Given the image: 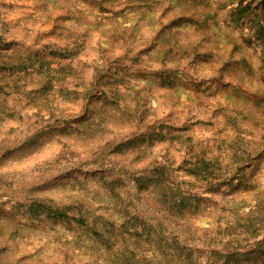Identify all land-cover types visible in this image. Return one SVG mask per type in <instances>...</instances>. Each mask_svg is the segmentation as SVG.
I'll list each match as a JSON object with an SVG mask.
<instances>
[{
	"label": "rangeland",
	"instance_id": "374dc122",
	"mask_svg": "<svg viewBox=\"0 0 264 264\" xmlns=\"http://www.w3.org/2000/svg\"><path fill=\"white\" fill-rule=\"evenodd\" d=\"M257 18L0 0V264H264Z\"/></svg>",
	"mask_w": 264,
	"mask_h": 264
},
{
	"label": "trees",
	"instance_id": "16d2710c",
	"mask_svg": "<svg viewBox=\"0 0 264 264\" xmlns=\"http://www.w3.org/2000/svg\"><path fill=\"white\" fill-rule=\"evenodd\" d=\"M242 7H241V5L239 4L238 6H236L235 7V9L234 10H237V11H240V10H242L241 9ZM248 8V7H247ZM246 11V10H245ZM245 15H246V12H245ZM254 25H255V27H256V29H255V34H256V36H260V35H263L264 34V25L262 24V18H257V19H255V21H254Z\"/></svg>",
	"mask_w": 264,
	"mask_h": 264
}]
</instances>
